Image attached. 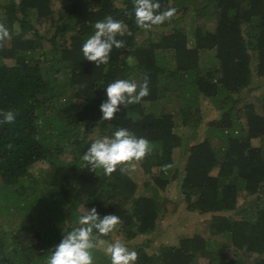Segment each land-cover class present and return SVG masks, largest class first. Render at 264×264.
I'll use <instances>...</instances> for the list:
<instances>
[{"label":"trees","instance_id":"trees-1","mask_svg":"<svg viewBox=\"0 0 264 264\" xmlns=\"http://www.w3.org/2000/svg\"><path fill=\"white\" fill-rule=\"evenodd\" d=\"M158 2L176 15L144 30L135 23L134 0H0V22L11 33L0 42V264H47L64 232L92 208L100 217H120L114 232L138 253L135 264H264V91L244 103V93L264 87V0ZM108 16L126 24L117 37L126 48H113L110 62L97 68L81 49ZM190 19L195 24L184 23ZM146 32L161 40L140 43ZM145 76L149 95L102 120L107 85L142 84ZM201 98L219 119L195 116ZM78 101L83 107L76 111ZM7 111L16 113L14 123L3 122ZM182 127H206V136L187 150L176 131ZM119 128L152 145L140 161L152 197H137V183L119 167L108 176L82 160L95 139ZM182 145L187 163L173 174ZM42 163L49 169L34 176ZM173 182L188 210L211 214L209 237L183 238L156 252L133 243L157 230ZM43 186L47 192L39 193ZM244 196L256 199L244 207ZM3 215L18 224L7 230ZM113 233L102 238L112 243ZM92 255L93 264H111L105 253Z\"/></svg>","mask_w":264,"mask_h":264},{"label":"clouds","instance_id":"clouds-1","mask_svg":"<svg viewBox=\"0 0 264 264\" xmlns=\"http://www.w3.org/2000/svg\"><path fill=\"white\" fill-rule=\"evenodd\" d=\"M175 8L161 10L158 0H134V17L136 25L144 30L159 26L170 21L176 15ZM95 32L82 46L85 60L93 62L96 67L107 65L113 48L117 50L126 48V41L117 37H124L126 24L112 16L94 25ZM11 38L9 28L0 22V42ZM107 100L100 105L102 120L111 121L120 111V106L140 103L149 95L148 77L145 76L142 84L135 81L118 79L106 87ZM16 113L7 111L3 113L4 123H14ZM152 151V145L143 137H137L125 128L117 129L111 137L104 136L95 139L82 156L85 166L92 169L101 168L105 175L110 176L119 170L122 174L130 169L135 170L136 163L142 161ZM171 164L162 166L167 172ZM122 220L115 214L100 217L95 208L85 211L78 218V227L64 232V237L47 258V264H93V250H103L110 257L111 264H135L138 253L129 250L119 240L110 243L102 237L113 233Z\"/></svg>","mask_w":264,"mask_h":264},{"label":"rangeland","instance_id":"rangeland-1","mask_svg":"<svg viewBox=\"0 0 264 264\" xmlns=\"http://www.w3.org/2000/svg\"><path fill=\"white\" fill-rule=\"evenodd\" d=\"M60 5L57 7L59 8ZM192 8V15H195ZM185 24H195L192 23L191 19L189 21L184 20ZM154 38L156 41L161 40V36L157 34H150L146 32L145 34L138 37L140 43L146 41L147 39ZM257 84H253L252 87H255ZM264 91V87L256 89L255 91L248 93L245 95L244 103L258 101L259 95ZM163 103V102H162ZM257 107H260L261 104H256ZM83 107V103L78 101L76 105V111L80 110ZM150 107L149 104L147 108ZM155 107V106H152ZM162 108L171 109L170 105H162ZM200 114H196V117H201L204 121L210 122L215 119H219L221 117V113L208 101L204 98L200 99L199 108ZM242 113H239V115ZM206 127L198 130V132L190 131L189 129L180 128L176 129L178 135L184 141V143L189 144L187 150L190 146L202 142L206 136ZM217 142V141H216ZM215 141H213L214 145ZM255 146H259L260 142L254 141ZM66 159L69 156H65ZM70 159V158H69ZM187 154L183 149V145L181 148L176 149L174 152V163H173V174L176 170H179L183 173L185 165L187 163ZM136 167L135 170H129V176L137 183V197H152L153 191L146 188V182L148 181L147 176L144 174V171L141 167L140 162H135ZM49 169V166L46 163H42L39 168L35 171L34 176L39 177V175ZM157 173V170L153 172ZM218 173V169H215L212 172V175L215 176ZM44 187V186H43ZM39 193H46L47 189L44 187L40 190ZM245 195V194H244ZM163 196L168 199L166 202V213L162 215L161 220L158 223L157 230L151 236L148 237H140L137 240L133 241V243H139L142 245H149L150 250H154L155 252L159 250L162 245L168 246H178L183 238L193 237L196 235H201L203 237H209L208 227L210 221L212 220L211 214H201L199 211H190L187 209V202L185 199L179 195L177 182H173L168 189L163 193ZM256 196H244L241 198V205L244 207L248 205L252 200H255ZM239 218L237 216H234ZM8 221L9 225L5 226L7 230L13 229V227L18 224V220L16 218H9L6 215H3L2 221ZM123 236L119 235L117 232H114L111 238L112 243L119 240L122 244L126 245V242L123 240ZM231 246H227L225 251L229 253L231 257H233L234 253L232 251ZM99 254H103V250L96 249ZM102 256V255H101ZM97 261V260H96Z\"/></svg>","mask_w":264,"mask_h":264}]
</instances>
